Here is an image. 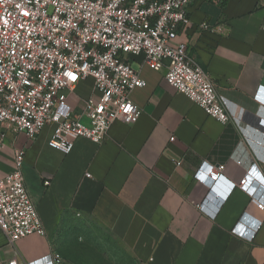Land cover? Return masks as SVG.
<instances>
[{
	"label": "crops",
	"instance_id": "crops-1",
	"mask_svg": "<svg viewBox=\"0 0 264 264\" xmlns=\"http://www.w3.org/2000/svg\"><path fill=\"white\" fill-rule=\"evenodd\" d=\"M190 16L195 26L170 43L190 45L234 120L209 116L139 53L130 62L147 85L131 96L142 114L116 121L102 142L79 137L66 154L49 145L51 125L30 139L0 123V176L25 149L22 170L46 230L9 244L0 227V261L58 252L63 264H264V210L253 199L264 186L253 175L254 194L239 186L252 165L264 180V0H194ZM222 20L226 33L196 26ZM93 93L88 78L68 101ZM204 163L223 166L216 187L197 179ZM244 214L262 220L252 240L233 232Z\"/></svg>",
	"mask_w": 264,
	"mask_h": 264
},
{
	"label": "built area",
	"instance_id": "built-area-1",
	"mask_svg": "<svg viewBox=\"0 0 264 264\" xmlns=\"http://www.w3.org/2000/svg\"><path fill=\"white\" fill-rule=\"evenodd\" d=\"M193 2L0 0V123L25 132L30 139L51 125L49 145L66 154L79 137L102 142L116 121L134 124L142 114L131 96L135 88L147 85L130 62L139 53L209 116L222 123L234 120L218 84L192 54L190 45L170 43L195 26L190 16ZM196 26L200 31L226 33L229 22ZM88 78L93 80L95 93L80 96L71 105L69 95ZM242 119L247 120L244 115ZM25 155V149H19L13 169L0 176V227L9 244L46 233L26 185ZM252 175L264 186L256 165L239 186L254 194ZM224 176L223 166L204 163L197 179L216 187ZM229 184V191L237 186ZM260 194L253 199L264 210V193ZM261 226L262 220L244 214L233 232L252 240ZM5 264L19 262L13 258ZM23 264H63V257L53 252Z\"/></svg>",
	"mask_w": 264,
	"mask_h": 264
},
{
	"label": "rangeland",
	"instance_id": "rangeland-1",
	"mask_svg": "<svg viewBox=\"0 0 264 264\" xmlns=\"http://www.w3.org/2000/svg\"><path fill=\"white\" fill-rule=\"evenodd\" d=\"M62 257H63V256H62ZM63 260H64L63 262L65 263V259H64V258H63Z\"/></svg>",
	"mask_w": 264,
	"mask_h": 264
}]
</instances>
